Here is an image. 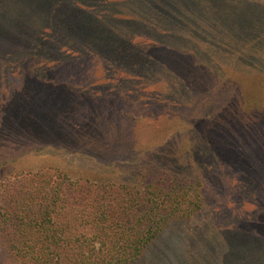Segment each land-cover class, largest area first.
I'll return each mask as SVG.
<instances>
[{
	"label": "rangeland",
	"instance_id": "obj_1",
	"mask_svg": "<svg viewBox=\"0 0 264 264\" xmlns=\"http://www.w3.org/2000/svg\"><path fill=\"white\" fill-rule=\"evenodd\" d=\"M54 1L0 0V184L27 170L60 167L73 180L133 185L149 181L150 157L184 154L183 168L202 175L204 206L173 222L133 264H264V69L247 81L235 78L242 87L232 90L230 108L238 125L213 126L212 106L198 103L189 105L199 119L175 122L169 110L183 112V102L161 85V75L179 71L185 85L186 76L179 65L166 66L160 45L167 29L144 31L137 16L149 8L176 18L175 7L191 1L66 0L56 11ZM202 1L212 3L221 26L246 8L244 0ZM108 2L117 22L105 20ZM199 38L189 34L188 51L203 46ZM140 123L155 128L129 138ZM135 142L148 145L134 149Z\"/></svg>",
	"mask_w": 264,
	"mask_h": 264
},
{
	"label": "trees",
	"instance_id": "obj_2",
	"mask_svg": "<svg viewBox=\"0 0 264 264\" xmlns=\"http://www.w3.org/2000/svg\"><path fill=\"white\" fill-rule=\"evenodd\" d=\"M190 1L175 7L176 18L164 12L154 15L148 8L137 16V21L144 31L156 32L161 26L167 29L160 45L166 66L179 65L178 69L186 76L185 85L179 71L161 75V85L174 90L183 102L178 101L177 107L182 106L184 113L177 108L169 110H173L175 122L199 119L189 105L198 103L203 108L212 106L213 115L207 120L213 126L224 124L228 129L239 122V113L230 108L236 100L230 99L232 90L242 87L234 82L235 78L243 76L242 81H247L256 68L264 69V0H244L245 10L224 26L212 18V3ZM54 2L58 5L54 11L66 4V0ZM112 4H107L106 9L111 13L105 14V20L113 18L117 22L111 15ZM191 15L193 18L189 20ZM53 16L48 18L50 23H54ZM197 16L204 23L196 24L193 20ZM18 20L16 17L10 21V35H14L11 27L18 25ZM191 32L195 40L200 37L205 43L202 47L197 43V48L188 51L194 44L189 39ZM240 36L243 39L237 38ZM213 94L220 95L222 111ZM137 126L127 133L129 138L148 137L155 128L154 124L147 127L146 123ZM256 126L255 132L248 126L253 136H257ZM163 134V129L157 130L151 140H159ZM165 139L164 143L169 138ZM203 142L202 139L199 147ZM193 144L190 149L194 148ZM135 145L137 149L148 144L139 143V146L135 142ZM183 155L150 157L149 181L142 177L133 185H129L132 180L129 184L73 180L60 167L27 170L3 182L0 184V264L137 262L167 227L175 221L192 218L204 206L202 175L183 168ZM233 250L236 254L237 247Z\"/></svg>",
	"mask_w": 264,
	"mask_h": 264
}]
</instances>
